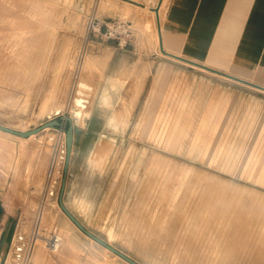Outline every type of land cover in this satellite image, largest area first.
<instances>
[{"label":"rangeland","instance_id":"1","mask_svg":"<svg viewBox=\"0 0 264 264\" xmlns=\"http://www.w3.org/2000/svg\"><path fill=\"white\" fill-rule=\"evenodd\" d=\"M158 2L0 0V125L62 122L0 131V264H130L61 208L64 117L81 130L64 203L87 230L138 264H264V92L164 56Z\"/></svg>","mask_w":264,"mask_h":264},{"label":"crops","instance_id":"2","mask_svg":"<svg viewBox=\"0 0 264 264\" xmlns=\"http://www.w3.org/2000/svg\"><path fill=\"white\" fill-rule=\"evenodd\" d=\"M160 37L169 57L246 82L258 75L263 85L249 83L264 88V0H170ZM120 79L104 78L99 90L118 91Z\"/></svg>","mask_w":264,"mask_h":264},{"label":"water","instance_id":"3","mask_svg":"<svg viewBox=\"0 0 264 264\" xmlns=\"http://www.w3.org/2000/svg\"><path fill=\"white\" fill-rule=\"evenodd\" d=\"M190 64H194V63H190ZM194 65H197V64H194ZM198 66H200V65H198ZM209 70L211 72H214V73L225 75V74H223L221 72H218V71H215V70H212V69H209ZM243 83H246V82H243ZM62 120L67 121L70 124V127H69V129H68V131L66 133V135H67V142H66V144H67V160H66L64 178H63L62 189H61V194H60V205H61V208L66 213V215L76 224V226L82 232H84L86 235H88L90 238H92L94 241H96L99 244H101L102 246L106 247L112 253L118 255L119 257H121L122 259L126 260L130 264H138L137 262L131 260L126 255H124L122 252L118 251L116 248H114L113 246H111L110 244H108L107 242H105L104 240H102L101 238L97 237L96 235H94L89 230H87L80 223V221L74 216V214H72L68 210V208L65 206L64 198H65L66 189H67V185H68V178H69V175H70V169H71V165H72V158H73V154H74V148H75V145H76L77 137L80 135L81 130L74 123V122L78 121L77 117H74V118L64 117V118H62ZM61 126H62V122H60L58 120H54V121H51V122H48V123L42 125L41 127L37 128V129L31 130V131H28V132L16 131V130H13V129H10L8 127L1 126V125H0V131L8 133V134H11V135H14V136H18V137H21V138H29L32 135L39 134V133L43 132L44 130H46L48 128L57 129V128L61 127Z\"/></svg>","mask_w":264,"mask_h":264},{"label":"bare ground","instance_id":"4","mask_svg":"<svg viewBox=\"0 0 264 264\" xmlns=\"http://www.w3.org/2000/svg\"><path fill=\"white\" fill-rule=\"evenodd\" d=\"M169 1L170 0H159V2L157 3V6H156V8H155V10H154V13H155V19H156V24H157V32H158V39H159V45H160V50H161V37H160V35H161V31H162V25H163V22H164V18H165V9H166V7H167V5H168V3H169ZM163 52V53H162ZM161 53L164 55V56H167V55H165L164 53V50H163V47H162V50H161ZM169 57V56H168ZM190 64V63H189ZM192 66H194L195 68H198V69H200L201 71H203V72H207V73H211V74H214V75H217V76H220L221 78H223V79H226V80H228V81H231V82H234V83H237V84H241V85H244V86H248V87H251V88H254V89H257V90H259V91H261V92H264V88H262V87H260V86H256V85H254V84H251V83H249V82H246V81H244V80H240V79H237V78H234V77H232V76H228V75H221V74H218V73H214V72H211L209 69H212V67L210 68V67H208V66H198V65H194V64H191ZM191 67V66H190ZM215 69V68H214ZM214 69H212V70H214ZM118 78H116V80H117ZM120 79V78H119ZM120 81H122L121 79H120ZM123 82V81H122ZM126 82V81H125ZM243 82H246V83H243ZM113 86H115L114 84H113ZM210 91V90H209ZM124 103H123V106L121 107V109H119L118 110V112H117V116H116V121L118 122V123H121V122H123V124H125L126 122H127V119L129 118V117H127L128 116V114H131V112H132V108H133V106H131L130 105V103H128L129 101L128 100H126V99H124ZM216 105V104H215ZM61 113V111L60 110H56V112H55V114H60ZM49 129H52V128H48V130ZM47 130V129H46ZM45 131V130H44ZM22 132V131H21ZM23 132H28V131H23ZM42 133V132H41ZM41 133H39V134H36V135H32L31 137H29V138H34V137H37V136H39V135H41ZM8 134V133H7ZM53 135V133L51 134V136ZM18 137V136H17ZM19 139H21V140H27V139H29V138H21V137H18ZM52 142V140H50V143ZM66 142H67V135H66ZM49 143V144H50ZM106 153H107V148H105V147H100V149L98 150V152H97V159H95V165H97L98 163H100V162H102L104 159H105V156H106ZM109 156V155H108ZM93 158H94V156H93ZM109 158V157H108ZM66 160H67V148H66ZM106 167V166H105ZM100 168V167H99ZM97 169V168H96ZM93 171H95V170H93ZM101 171V170H100ZM98 188V187H97ZM90 190H95V189H90ZM97 190V189H96ZM91 192V191H90ZM91 195V194H90ZM96 199V198H95ZM91 200V199H90ZM92 201V200H91ZM82 202V201H81ZM80 202V203H81ZM91 203V202H90ZM83 205H84V203H83ZM92 206H93V204H92ZM86 207V206H85ZM80 208H82L81 206H80ZM89 208V207H88ZM87 208V209H88ZM92 209V208H91ZM81 210V209H80ZM83 210V209H82ZM90 213V212H89ZM111 244V243H110ZM105 249L106 250H108L106 247H105ZM108 251H110V250H108ZM111 252V251H110ZM116 255V254H115ZM116 256H118V255H116Z\"/></svg>","mask_w":264,"mask_h":264},{"label":"built area","instance_id":"5","mask_svg":"<svg viewBox=\"0 0 264 264\" xmlns=\"http://www.w3.org/2000/svg\"><path fill=\"white\" fill-rule=\"evenodd\" d=\"M105 26L99 25L97 27L92 26L91 28V34L94 35H100L102 37H107L108 39H113L118 41L119 46L124 49L127 45V42L123 38H121V34L124 31L123 27L120 26L119 28H116L114 26ZM59 246V239L54 240V248H57Z\"/></svg>","mask_w":264,"mask_h":264}]
</instances>
